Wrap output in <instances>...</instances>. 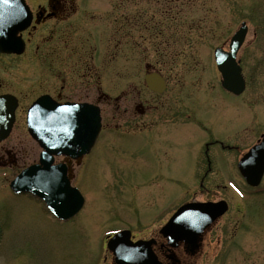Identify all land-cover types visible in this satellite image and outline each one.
I'll list each match as a JSON object with an SVG mask.
<instances>
[{"label":"rangeland","instance_id":"1","mask_svg":"<svg viewBox=\"0 0 264 264\" xmlns=\"http://www.w3.org/2000/svg\"><path fill=\"white\" fill-rule=\"evenodd\" d=\"M76 6L63 21L51 17L30 27L23 54L0 56V93L20 101L11 134L0 143V264H114L110 234L129 227L135 238H148L176 206L195 199L227 200L222 228L246 231V249L227 264H264V226L253 220L264 221V208L256 207L264 202V175L250 193L237 167L264 133L263 0H76ZM242 21L249 27L238 52L246 89L236 96L223 89L213 54L227 48ZM90 57L92 71L75 72ZM153 70L169 78L156 102L183 106L187 116L158 120L151 130L144 77ZM45 92L101 106L97 143L70 171L85 204L66 221L10 190L38 159L26 111Z\"/></svg>","mask_w":264,"mask_h":264},{"label":"water","instance_id":"2","mask_svg":"<svg viewBox=\"0 0 264 264\" xmlns=\"http://www.w3.org/2000/svg\"><path fill=\"white\" fill-rule=\"evenodd\" d=\"M0 14L12 17L10 20L0 17V52L20 51L16 42L8 38L30 23L29 8L24 0H0ZM246 33L247 26L243 23L233 35L229 51L221 47L215 49V59L223 78L222 85L235 94H240L245 88V79L236 61V54ZM145 81L156 91H163L165 87L163 77L156 72L147 73ZM16 105L15 97L8 94L0 96V142L10 133ZM27 124L30 134L44 150L40 162L22 170L11 181L10 187L16 193L28 191L42 198L50 211L59 218H71L83 206L84 198L77 188L71 186L66 167L53 164V156L66 154L78 157L90 151L100 130L99 109L86 104H58L50 97L43 96L29 108ZM238 165L249 184L260 182L264 173V136L260 143L241 158ZM223 204H186L173 219L188 213H206L213 217L225 211ZM126 234L127 231L118 232L107 243L116 256L117 264H151V254L141 248L139 241H130Z\"/></svg>","mask_w":264,"mask_h":264},{"label":"flooded vegetation","instance_id":"3","mask_svg":"<svg viewBox=\"0 0 264 264\" xmlns=\"http://www.w3.org/2000/svg\"><path fill=\"white\" fill-rule=\"evenodd\" d=\"M27 5H29L30 10L32 12V23L30 25L31 29L36 28L37 23H41V21L53 17L54 19L65 20L68 17H70L71 14L75 13L77 11L76 6V0H35L34 4L32 1L25 0ZM38 2V3H37ZM264 2V0H263ZM33 6H35V9H33ZM264 8V6H263ZM263 28H264V12L262 16ZM26 28L24 30H21L17 33V39L25 42V47L22 53H4L1 52L0 56H6V55H21L24 53L28 38L26 37L27 32H29V28ZM71 29L67 25L64 27L59 36L60 39L63 41H66V36H62V33H70ZM263 42V43H262ZM264 39H261L260 45L263 46ZM226 48V47H225ZM228 48V47H227ZM226 48V49H227ZM93 58L88 59H82L80 60L81 63L78 65L77 68H75V72H77L79 75L86 77L88 72L92 71V67L94 66L92 62ZM241 63V60H240ZM260 64V62H259ZM264 66V59L263 62L261 61L260 66ZM154 71V70H153ZM161 75L165 79V87L163 91L157 92L155 90L151 89V105H147L149 109H151V130L155 128L156 123H158V120H163L164 122L168 120H175L178 118H183L187 116V108H184L183 106L180 107H173L171 103H157L156 99L159 97L164 96V94L167 91V88L169 86V78L165 74H163L160 71ZM46 93V92H45ZM43 94V93H42ZM107 94H100L98 100H102L103 97L105 98ZM52 97L60 102H88L92 103L96 106H98L101 110V106L99 105L98 101H91L88 99L84 100H75L71 98H67L61 95V93H57L56 95L52 94ZM18 106L17 109L20 106V101L18 98ZM103 127V123L101 125V129ZM127 132V129H124ZM125 134V133H124ZM216 142H219L218 140H215ZM259 141V140H258ZM206 150L205 154H207V150L210 148L208 143H205ZM233 147V146H230ZM235 147V146H234ZM87 155H83L80 158H73L71 156H60L56 158V162H62L65 163L68 167V175L70 176L72 180V176L70 174L72 165L74 162H79L81 160H84ZM60 158L59 160H57ZM38 160V159H37ZM34 163V162H33ZM31 164V163H30ZM238 167V164H237ZM261 184V182H260ZM260 184L258 186H260ZM253 187L250 188L251 192L253 193L255 191H252L253 189L257 188ZM262 186V185H261ZM264 196V188H261L260 190ZM264 199V198H262ZM221 200V199H218ZM215 199H204V200H189L191 202L193 201H218ZM227 201V200H226ZM254 201V200H250ZM253 204V203H251ZM250 204V205H251ZM257 203L253 204L256 205ZM252 206V205H251ZM258 208H264V202H260L259 205H256ZM229 203L227 201V211L217 215L214 219H212L210 222L206 223L203 221H195L194 219H183L179 224L184 225V228H178L177 230L171 228L169 231L164 233L162 231L163 225L168 221L169 217L165 219L164 222H162L155 232L150 235L147 239L150 241V248L153 254L155 255V260L152 264H227L229 260L234 257L235 252L237 250H244L246 249L242 244V239L244 236L243 229L235 228L228 230H224L222 227H224V224H221L220 221L224 220V217L226 216L228 210H229ZM253 215H258L256 212H253L250 216H248V220L252 221L254 218ZM264 216V214H263ZM247 220V224L251 225V222ZM257 222H259L262 226H264V221L253 219ZM195 221V222H194ZM193 226L197 229H193ZM239 224L237 225V227ZM125 228V227H124ZM127 228V227H126ZM129 228V227H128ZM131 230V238L133 240H136L138 238H135V235L133 233L132 228H129ZM182 230V231H181ZM173 231H177L175 234H173ZM181 231V232H180ZM184 231V232H183ZM180 236V237H178ZM219 247V248H218ZM250 252V251H248ZM213 255V256H211Z\"/></svg>","mask_w":264,"mask_h":264},{"label":"trees","instance_id":"4","mask_svg":"<svg viewBox=\"0 0 264 264\" xmlns=\"http://www.w3.org/2000/svg\"><path fill=\"white\" fill-rule=\"evenodd\" d=\"M161 31V30H160Z\"/></svg>","mask_w":264,"mask_h":264}]
</instances>
